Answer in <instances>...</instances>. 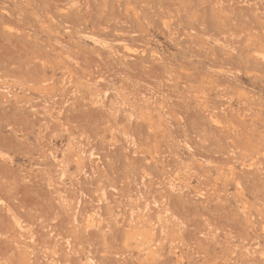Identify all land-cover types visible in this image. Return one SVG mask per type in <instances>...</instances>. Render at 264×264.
<instances>
[{
    "label": "rangeland",
    "instance_id": "rangeland-1",
    "mask_svg": "<svg viewBox=\"0 0 264 264\" xmlns=\"http://www.w3.org/2000/svg\"><path fill=\"white\" fill-rule=\"evenodd\" d=\"M0 264H264V0H0Z\"/></svg>",
    "mask_w": 264,
    "mask_h": 264
}]
</instances>
